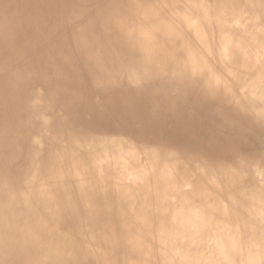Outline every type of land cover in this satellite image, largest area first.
Returning <instances> with one entry per match:
<instances>
[{
  "label": "bare ground",
  "instance_id": "1",
  "mask_svg": "<svg viewBox=\"0 0 264 264\" xmlns=\"http://www.w3.org/2000/svg\"><path fill=\"white\" fill-rule=\"evenodd\" d=\"M0 264H264V0H0Z\"/></svg>",
  "mask_w": 264,
  "mask_h": 264
}]
</instances>
